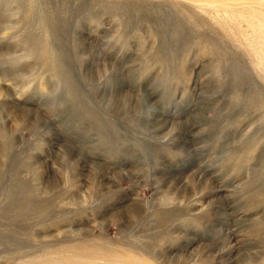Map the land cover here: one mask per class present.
Masks as SVG:
<instances>
[{
  "label": "rangeland",
  "instance_id": "1",
  "mask_svg": "<svg viewBox=\"0 0 264 264\" xmlns=\"http://www.w3.org/2000/svg\"><path fill=\"white\" fill-rule=\"evenodd\" d=\"M0 264H264V0H0Z\"/></svg>",
  "mask_w": 264,
  "mask_h": 264
}]
</instances>
